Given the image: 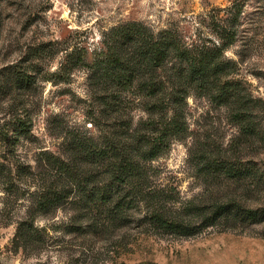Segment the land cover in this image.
I'll list each match as a JSON object with an SVG mask.
<instances>
[{"label": "rangeland", "instance_id": "obj_1", "mask_svg": "<svg viewBox=\"0 0 264 264\" xmlns=\"http://www.w3.org/2000/svg\"><path fill=\"white\" fill-rule=\"evenodd\" d=\"M130 22L175 31L194 48L224 45L232 34L223 59L236 65L232 77L247 93L264 100V0H0V264H264V222L227 216L212 225L196 216V228L178 234L155 230L138 209L119 229L78 232L91 221L78 222L71 206L39 208L56 172L49 159L70 162L73 136L97 143L101 135L89 69L75 67L68 82L52 74L67 52H85L90 63L103 36ZM19 73L30 86L19 84ZM186 115L187 137L151 163L171 209L188 217L192 204L207 216L233 201L263 208L256 180L201 168L210 156L264 170V113L255 110L256 132L245 135L227 107L193 92ZM134 117L135 125L147 118L138 107ZM20 119L31 121L25 135L16 132Z\"/></svg>", "mask_w": 264, "mask_h": 264}, {"label": "trees", "instance_id": "obj_2", "mask_svg": "<svg viewBox=\"0 0 264 264\" xmlns=\"http://www.w3.org/2000/svg\"><path fill=\"white\" fill-rule=\"evenodd\" d=\"M214 48L188 47L171 30L152 32L140 22L123 23L103 36V47L95 51L89 63L88 54L67 52L58 72V82H68L70 72L78 66L91 73L90 86L101 110L94 126L101 129L99 142L73 136L70 162L53 157V179L38 197L39 208L49 210L69 205L78 212L79 225L87 228L119 229L139 209L143 221L158 231L188 234L196 216L209 224L234 216L242 222H264V207L252 209L233 201L215 205L212 215L192 204L183 217L171 209L173 196L156 184L157 173L151 163L167 152L189 132L187 100L195 92L213 103L225 106L245 135L256 132L255 110L264 113V100L254 99L243 84L232 77L236 65L223 59V52L233 38ZM21 86H30V77L19 73ZM140 108L146 119L135 125L134 111ZM31 121H16V132L25 135ZM257 132L260 138L263 135ZM5 137V134H4ZM7 138V137H6ZM202 171L224 172L226 177L251 178L264 187V170L248 164H237L207 157ZM264 189V188H263ZM143 207V208H142ZM192 216V217H191ZM31 233L33 228H26Z\"/></svg>", "mask_w": 264, "mask_h": 264}]
</instances>
